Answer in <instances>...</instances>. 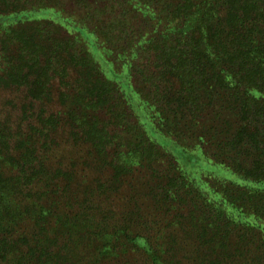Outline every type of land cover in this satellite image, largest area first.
<instances>
[{"label":"trees","instance_id":"16d2710c","mask_svg":"<svg viewBox=\"0 0 264 264\" xmlns=\"http://www.w3.org/2000/svg\"><path fill=\"white\" fill-rule=\"evenodd\" d=\"M9 87L0 264H264V0H0Z\"/></svg>","mask_w":264,"mask_h":264},{"label":"rangeland","instance_id":"374dc122","mask_svg":"<svg viewBox=\"0 0 264 264\" xmlns=\"http://www.w3.org/2000/svg\"><path fill=\"white\" fill-rule=\"evenodd\" d=\"M25 101V92H23L22 90H16L14 88H0V110H2V115L4 117H9L11 119V121L15 124V121L19 119L24 120V115H23V105ZM57 101V100H56ZM59 101H57L58 103ZM41 105L37 104L36 108L37 111L36 112H32L33 113V118L32 119H37V114L40 111ZM45 110V115L49 114L51 112V110L46 109L48 108V106L46 105V107H44ZM60 140L62 141H66L68 140L67 135H60L58 136ZM162 144L171 152H173L176 156H178V160L183 161V154L180 151L179 147H177L178 145H176L173 141H171L170 139H162L161 140ZM81 144H67L65 145L62 150L64 151V153L66 154L68 159L73 160H77L75 162H79L78 158L73 155V153L75 154H81L82 153V148L80 147ZM69 163V162H68ZM188 167V166H187ZM86 171H91L96 173L98 170L95 168V166L89 167V166H85ZM99 172V171H98ZM96 175L98 176V174L96 173ZM99 176H100V172H99ZM125 192V193H124ZM120 193H123L120 197L116 196H111L109 198H104V204L106 205L107 201H109V205L111 204V206H113V208H115V206H120V202H121V198L126 197V190H122ZM119 201V202H118ZM108 206V204L106 205Z\"/></svg>","mask_w":264,"mask_h":264}]
</instances>
